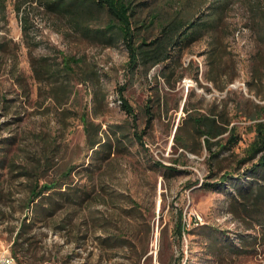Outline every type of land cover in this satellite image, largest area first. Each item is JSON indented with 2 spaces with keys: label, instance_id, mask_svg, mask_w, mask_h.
I'll return each instance as SVG.
<instances>
[{
  "label": "rangeland",
  "instance_id": "1",
  "mask_svg": "<svg viewBox=\"0 0 264 264\" xmlns=\"http://www.w3.org/2000/svg\"><path fill=\"white\" fill-rule=\"evenodd\" d=\"M16 2L6 0V18L0 14V40L16 43V73L29 85L30 94L10 72L13 55L0 51V251L9 249L20 264H95L99 255L102 264H133L139 253L141 264H264L263 227L249 228L232 210L236 194L232 184L226 182L222 190L201 187L215 173H242L251 163L239 164V160L260 143L264 130V47L245 27L248 0H236L228 16L238 25L231 38L235 79L228 81L233 73L230 51L222 59L228 65L226 72L210 79L215 71L205 38L182 52V66L173 76L183 73L176 89L162 76L165 64L130 75L122 40L112 45L91 40L75 31L66 18L46 10L40 0L23 3L24 10L31 6V32L39 41L34 54L53 56L58 48L84 57L86 71L92 64L99 71L98 77L88 79L80 68L77 78L84 81L77 82L76 96L62 106L47 97L52 83L33 74ZM144 3L142 18H149L154 8L165 13L181 7L193 14L201 6L199 0ZM106 18V12L100 11L94 23ZM122 85L138 113L140 129L144 104L149 97L158 99L157 89L172 92L170 106L181 101L177 110H158L153 128L144 137V148L135 139L132 118L121 106ZM188 94L190 107L230 119L238 141L218 151L220 144H229L226 132L213 147L218 155H213L204 145V136H198L190 121L184 122L182 104ZM83 118L101 125L100 138L105 142L101 150L89 148ZM179 125L192 147L199 148L202 142L199 152L176 147L174 133ZM71 166L75 169L67 179L63 173ZM53 179L68 182L51 196L28 202L31 182ZM65 189L68 193H62ZM181 211L186 229L179 238L176 225ZM19 229L24 242L14 254ZM113 244L115 249L110 248Z\"/></svg>",
  "mask_w": 264,
  "mask_h": 264
},
{
  "label": "trees",
  "instance_id": "2",
  "mask_svg": "<svg viewBox=\"0 0 264 264\" xmlns=\"http://www.w3.org/2000/svg\"><path fill=\"white\" fill-rule=\"evenodd\" d=\"M38 0H17L15 7L20 14L24 42L28 48L29 61L35 78L39 81L52 83L47 88V97L55 100L59 106L67 103L77 94V82L84 79L77 78L79 69L85 70V59L75 54H66L63 50L55 49L53 56L36 55L32 52L34 47L39 45L37 36L32 34L30 25V7L24 10L23 3L29 4ZM236 0H199L201 4L199 10L193 14H186L181 7H172L169 12L163 13L160 8H154L150 11L149 18H142L141 14L145 10L144 0H40V5L46 10L56 14L58 17H64L68 20L71 27L82 34L84 37L94 41H102L112 45L122 40L128 50L127 73L135 75L138 70L148 72L152 67L163 63L162 76L172 89L177 88V83L183 77L181 75L173 76L177 68L181 65V55L186 47L194 42L207 38L208 48L206 52L209 56V62L212 65L215 74L210 77L216 80L222 77L226 72L227 64H222L223 54L230 51L231 68L233 73L228 78L232 82L236 77V62L232 59L231 38L235 37L238 27L237 22L229 21V13L233 10V4ZM6 0H0V14L2 19L6 18ZM247 10L249 11V20L245 22V27L255 36L257 42L264 47V0H248ZM105 11L107 18L102 23H94L97 20L98 12ZM237 35V33H236ZM17 45L12 40H0V51L10 52L14 57V63L10 69L18 83L26 90L29 96V85L22 80V77L16 73ZM193 63L190 62V65ZM182 66V65H181ZM96 64H92L85 73L92 76H99ZM200 69L196 68V78L199 77ZM225 75V74H224ZM227 83L221 85L223 88ZM126 86L119 88L121 106L125 112L132 118V127L135 139L144 148L146 143L145 135L153 128L158 110L169 112V109H178L181 101L170 106L169 96L172 92H164L157 89V98L149 97L143 107L144 126L140 129L138 122V113L135 107L125 97L124 90ZM198 106L190 107L189 94L184 101L183 109L186 112L185 121H190L192 127L201 138L204 136V145L213 155H218L213 149L214 145L219 144L220 138L226 132L229 133L227 139L228 145L220 144L217 150L220 151L238 141V136L234 133L235 127L231 125L230 119L222 113L200 111ZM84 129L87 134V143L89 148L99 151L105 142L100 138L101 125L89 123L88 119L83 118ZM181 125L177 127L174 133L176 147H181L191 152H199L202 148L200 141L197 147L189 142L185 135L180 133ZM261 141L258 145L252 146L248 150V155L239 160V164L250 162L251 164L240 173L239 171H225L220 176L210 178L208 176L201 182V187L207 190H222L226 182H230L235 190L232 200V210L236 215L242 218L248 227L255 224L261 225L264 230V130L261 129ZM215 139V140H213ZM156 164L165 167L170 171L178 169L165 165L163 162L156 161ZM242 166H239V169ZM75 166L69 167L63 174L70 179ZM210 178V179H209ZM68 181L62 182L59 179L40 182L33 181L29 184L28 202L41 201L43 198L51 196L59 189L63 188ZM62 193H68L67 189L61 190ZM27 218H25L26 222ZM21 224L23 229L26 223ZM16 231L14 254H17V246L23 245L21 241L22 230ZM186 225L183 221L182 211L179 212V218L176 225V234L179 238L183 237ZM264 236V232H263ZM104 242H97V247L101 251ZM117 245L113 244L110 248L115 249ZM117 251V250H116ZM90 256V253H89ZM142 253H139L133 264H141ZM101 255L97 263L102 264ZM19 261V260H18ZM174 264H178L176 261Z\"/></svg>",
  "mask_w": 264,
  "mask_h": 264
},
{
  "label": "built area",
  "instance_id": "3",
  "mask_svg": "<svg viewBox=\"0 0 264 264\" xmlns=\"http://www.w3.org/2000/svg\"><path fill=\"white\" fill-rule=\"evenodd\" d=\"M0 264H20L9 249L0 251Z\"/></svg>",
  "mask_w": 264,
  "mask_h": 264
},
{
  "label": "water",
  "instance_id": "4",
  "mask_svg": "<svg viewBox=\"0 0 264 264\" xmlns=\"http://www.w3.org/2000/svg\"><path fill=\"white\" fill-rule=\"evenodd\" d=\"M183 105H184V102H183V104H182V107H183Z\"/></svg>",
  "mask_w": 264,
  "mask_h": 264
},
{
  "label": "crops",
  "instance_id": "5",
  "mask_svg": "<svg viewBox=\"0 0 264 264\" xmlns=\"http://www.w3.org/2000/svg\"><path fill=\"white\" fill-rule=\"evenodd\" d=\"M100 256V255H99Z\"/></svg>",
  "mask_w": 264,
  "mask_h": 264
}]
</instances>
